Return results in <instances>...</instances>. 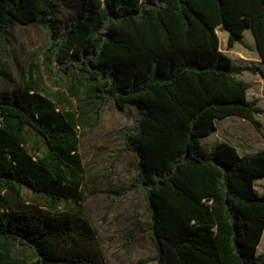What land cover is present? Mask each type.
I'll return each mask as SVG.
<instances>
[{"label": "trees", "instance_id": "1", "mask_svg": "<svg viewBox=\"0 0 264 264\" xmlns=\"http://www.w3.org/2000/svg\"><path fill=\"white\" fill-rule=\"evenodd\" d=\"M59 4L71 9L63 27ZM30 26L47 30L49 64L92 83L99 110L111 102L131 118L121 137L137 173L125 191L144 196L156 264H264V194L255 187L264 149L242 155L226 141L201 146L228 116L262 133L263 109L234 77L261 68L232 63L216 29L233 47L249 28L264 61V0H0V55L14 59L21 77L0 89V189L22 185L46 200L0 195V264H107L90 221L59 208L82 199L80 119L36 89L33 62L25 72L17 65L8 34ZM4 65L0 57L7 87ZM26 130L46 153L29 151Z\"/></svg>", "mask_w": 264, "mask_h": 264}, {"label": "rangeland", "instance_id": "2", "mask_svg": "<svg viewBox=\"0 0 264 264\" xmlns=\"http://www.w3.org/2000/svg\"><path fill=\"white\" fill-rule=\"evenodd\" d=\"M71 9L59 4L55 18L57 25L64 26L65 18ZM225 30H218L221 52L229 56L235 65L258 66L261 73L243 70L239 74L249 83L248 95L255 99L256 105L263 109L256 117L261 122L262 133L246 119L233 116L216 121L214 132L201 142L206 151L211 143L229 142L240 153L250 154L264 149V61L258 54V48L249 32L242 41L230 47L227 44ZM17 57L16 63L22 72L33 62V81L38 91L47 95L66 109H76L80 119L77 130L79 138L78 152L83 162L82 199L79 206L63 201L61 210H77L85 216L94 228L97 243L107 264H156V247L147 237L145 229L146 207L141 191H125L137 171L130 167L133 156L124 150L121 131L131 125L132 120L113 107L111 102L99 110V104L93 98L92 83L78 73L71 71L64 74L48 63V32L42 27L14 28L8 34ZM0 55L5 62L4 71L10 80L8 86L0 83L2 88H15L20 84V74L11 63L14 59ZM12 60V61H11ZM4 78V77H3ZM26 147L32 154L46 153V144L42 138L25 131ZM206 146V147H205ZM1 187V186H0ZM256 189L264 194V178L256 181ZM8 201L18 199L27 203H44V195L26 186L15 185L11 189H0ZM138 220L140 221L137 224ZM264 249V234L258 245V251Z\"/></svg>", "mask_w": 264, "mask_h": 264}, {"label": "crops", "instance_id": "3", "mask_svg": "<svg viewBox=\"0 0 264 264\" xmlns=\"http://www.w3.org/2000/svg\"><path fill=\"white\" fill-rule=\"evenodd\" d=\"M218 30H220L219 28H217L216 29V32H217V34H218ZM220 31H222V30H220ZM226 31V30H225ZM246 32H249L250 34H251V36L253 35L252 34V32H251V30H249V28H247L245 31H244V35H246ZM228 32L226 31V34L225 35H227L228 36ZM243 35V36H244ZM218 36V35H217ZM243 38V37H242ZM253 38V37H252ZM219 39V38H218ZM238 43V42H237ZM219 44H220V40H219ZM221 49V48H220ZM241 72H243V71H241ZM240 72V73H241ZM240 73H236V74H234V77L236 78V79H238V80H242V81H244V82H246L248 85H249V83H248V81L247 80H244L242 77H239V74ZM248 89H249V86H248ZM248 89H247V96H248V99L249 100H255V99H250L249 98V95H248ZM257 102V101H256ZM229 117V116H228ZM231 117H233V116H231ZM227 118V117H226ZM224 119V118H223ZM219 120H221V119H219ZM217 121V120H216ZM216 121H215V128H216ZM212 132H214V130H212L211 131V133L210 134H208L207 136H205V137H203L202 139H201V142H203V140H205L206 138H209V136L212 134ZM217 143H219V142H217ZM217 143H211V144H209L207 147H212L213 149L215 148V146H216V144ZM203 144H204V142H203ZM206 147V146H205ZM238 152H239V150H238ZM257 152V151H256ZM240 153V152H239ZM254 153V152H253ZM240 154H246V153H240ZM250 154H252V153H250ZM250 154H246V155H250ZM261 179V178H260ZM259 180V179H258ZM264 250V249H263ZM262 250V251H263ZM261 251V252H262Z\"/></svg>", "mask_w": 264, "mask_h": 264}]
</instances>
